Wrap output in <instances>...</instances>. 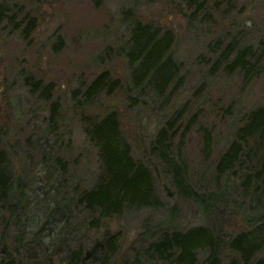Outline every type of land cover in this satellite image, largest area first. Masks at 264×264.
<instances>
[{
  "label": "rangeland",
  "instance_id": "1",
  "mask_svg": "<svg viewBox=\"0 0 264 264\" xmlns=\"http://www.w3.org/2000/svg\"><path fill=\"white\" fill-rule=\"evenodd\" d=\"M0 3L3 7L0 127L6 141L16 148L15 171L21 172L23 168L26 191L34 188L55 192L43 175H34L31 166L46 148L65 163L62 174L54 164L51 178L61 183L57 189L62 195L71 196L74 190L90 186L99 162L95 144L86 135L84 125L94 114L114 109L133 155L152 159L148 153L152 134L174 110L182 107L174 146L179 148L193 186H214L221 190L217 194L223 199L216 201L220 207L216 216L225 231L247 227L249 217L264 211V194L262 201L256 202V194L243 195L237 186L243 165L240 170L222 176L217 185L213 179L216 159L232 139L235 127L247 110L264 102V55L251 76L239 69L227 72L219 68L211 73L209 68L217 53L215 46L211 48L216 39L223 43L235 39L239 44L253 46L259 39L264 40V0H206L198 10H193L185 0H0ZM23 15L34 18L28 36H23L18 27ZM135 17L171 31V54L182 79L176 90H172L171 83L161 94L145 87L132 90L131 94L139 99L130 104L126 95L129 67L123 50L128 45ZM56 36L61 38L59 45L53 44ZM103 69L118 79V87L86 100L83 88ZM25 75L39 78L41 84L52 83L50 100L58 103L54 119L49 120V100L24 82ZM205 131L210 138L207 149L202 146ZM39 145L45 147L40 152L36 150ZM152 160L156 165L155 188L161 196V182L168 181L160 164ZM163 199L165 204L161 207L125 210L99 219L98 225L91 220L80 233V240L87 246L105 228L118 230L121 244L116 257L131 258L140 247L141 241L135 238L144 219L153 225L171 218L177 228L206 219L201 206L190 199L175 195ZM169 205H174L172 213ZM78 215L90 218L85 211ZM2 224L0 221V235ZM4 233L5 237L12 233L9 225ZM203 256L202 252L197 253L198 259Z\"/></svg>",
  "mask_w": 264,
  "mask_h": 264
},
{
  "label": "trees",
  "instance_id": "2",
  "mask_svg": "<svg viewBox=\"0 0 264 264\" xmlns=\"http://www.w3.org/2000/svg\"><path fill=\"white\" fill-rule=\"evenodd\" d=\"M185 1L193 10H198L206 0ZM2 8L0 3L1 17ZM22 18L18 27L23 36H28L34 27V18L26 15ZM131 22L123 56L129 67L126 95L133 104L139 97L131 94L132 90L145 87L161 94L171 83L172 90H176L182 77L177 74L179 65L171 54V31L139 17ZM214 42L211 48L215 46L217 53L209 67L211 73L219 68L227 72L239 69L244 75L251 76L257 61L264 55L263 39L254 46L239 44L235 39L224 43L216 39ZM53 44H61V38L56 36ZM24 82L49 100V120L54 119L58 103L55 99L50 100L52 83L41 84L39 78L33 79L30 75L24 76ZM118 82L106 69L100 70L83 88V98L88 100L102 91L111 92L118 87ZM181 110L182 107L174 110L149 140L148 153L160 164L168 181L167 184L161 182V196L155 188L154 161L133 155L114 109L94 114L84 125L86 135L95 144L99 167L90 186L74 190L71 196L62 195L57 189L61 183L51 180L54 164L60 167L62 174L65 163L58 155L52 156L48 148L31 166L34 175H43L55 192L34 188L26 191L23 168L22 173L15 171L13 152L16 148L6 141L5 132L0 127V221L3 223L0 264H264V211L249 217L247 227L235 232L225 231L216 216L220 210L216 201L219 203L223 199L217 194L221 190L214 186L197 188L189 181L187 165L173 142L179 131ZM208 134L207 131L203 134L204 149L210 147ZM44 148L39 145L36 150L40 152ZM242 165L237 185L239 190L243 195L256 194L255 201H262L264 102L247 110L241 123L235 127L232 139L218 155L213 167L216 185L222 176L240 170ZM170 195L200 205L206 215L205 221L177 228L171 218L153 225L144 219L135 238L141 244L131 258L116 257L121 244L118 230L105 228L87 246L80 240V233L88 228L86 224L91 220L98 225L99 219L119 215L125 210L161 207L165 204L163 197ZM168 210L172 213L174 205H169ZM81 211L90 214V218L79 217ZM7 225L12 233L5 237ZM199 251L204 256L198 259Z\"/></svg>",
  "mask_w": 264,
  "mask_h": 264
}]
</instances>
